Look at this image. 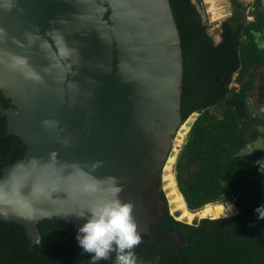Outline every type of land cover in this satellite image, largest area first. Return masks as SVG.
Instances as JSON below:
<instances>
[{"label": "water", "instance_id": "1", "mask_svg": "<svg viewBox=\"0 0 264 264\" xmlns=\"http://www.w3.org/2000/svg\"><path fill=\"white\" fill-rule=\"evenodd\" d=\"M182 86L169 0H0V115L26 146L0 170V219L39 244L40 220L80 228L119 187L139 234L183 247L158 233Z\"/></svg>", "mask_w": 264, "mask_h": 264}, {"label": "trees", "instance_id": "2", "mask_svg": "<svg viewBox=\"0 0 264 264\" xmlns=\"http://www.w3.org/2000/svg\"><path fill=\"white\" fill-rule=\"evenodd\" d=\"M169 1L181 38V118L201 111L177 158L176 186L190 208L234 195L238 211L201 217L197 224H190L173 218L166 210L158 233L175 230L185 245L179 247L165 237L153 240L142 233V242L134 249L137 260L157 259L158 264H264V151L238 154L243 138H232L233 126L228 118L220 119L208 110L221 103L230 107L229 118L235 122L251 116L246 99L251 81L243 82L238 89L228 84L240 65L243 37V50L249 51L254 63L264 61V48L253 36L262 26L255 21L246 23L244 17L233 23L223 21L221 42L212 44L206 24L192 10L190 0ZM218 74L222 75L221 86L214 80ZM25 149L20 138L6 132L5 118L0 117V170L22 157ZM159 195L166 199L162 191ZM252 199L257 201L247 205ZM37 226L41 241L32 245L23 225L0 219V264H92V254L84 252L76 239L78 227L57 218L40 220ZM115 258L113 252L109 259L96 264H115Z\"/></svg>", "mask_w": 264, "mask_h": 264}, {"label": "rangeland", "instance_id": "3", "mask_svg": "<svg viewBox=\"0 0 264 264\" xmlns=\"http://www.w3.org/2000/svg\"><path fill=\"white\" fill-rule=\"evenodd\" d=\"M191 1H193L194 6L200 13V17L202 21L207 26L208 32L213 37L216 36V38L217 37L220 38L219 36H221L220 35L221 24L223 21L227 20L230 23H233L234 19L244 17L246 23L248 21H255L257 24L262 26L261 30L258 31L257 33L259 34L258 42L260 43V45L264 44V0H191ZM211 1H212V6L215 8V11L217 12V15H219L217 19L214 17V14H212L209 10V5ZM241 44L242 46L240 52V65L238 69L231 75L228 86L229 88L238 89L243 82L251 81L252 84L251 86H249L247 90V98H246L247 109L250 111L251 116L243 122H235L231 120V118H229L232 115V110L230 109V107L225 106L221 103H216L208 107V110L220 119L228 118V122L233 126V132H231L230 134L232 138L233 137L243 138L244 144L238 149V154L252 155L256 151H264V61L262 63L255 64L252 59V56L249 54V51L243 50L245 49V45H246V41L244 40V37L242 39ZM200 113L201 111H193L188 115L186 119L182 120L181 124L179 125L173 137L171 151L175 150L176 152L175 161L173 163L174 177L176 175L177 158L188 140L192 123L199 116ZM182 124L188 125V129L185 132H183L184 126L182 127ZM175 181H176V177H175ZM160 191L163 192L169 203L164 182L162 180V174L160 179ZM234 199H235L234 195H230L220 200L206 202L203 205L195 208L188 207L186 201L185 200L184 201L187 208L189 210L194 211V210H199L207 203L228 201L234 204ZM256 201L257 199H252L250 200V202L247 203V205H250ZM168 207H169V213H171L170 204H168ZM235 209L236 211H238L236 206ZM197 218H201V217H197ZM137 264H158V261L157 259H150V260L140 259L137 260Z\"/></svg>", "mask_w": 264, "mask_h": 264}, {"label": "clouds", "instance_id": "4", "mask_svg": "<svg viewBox=\"0 0 264 264\" xmlns=\"http://www.w3.org/2000/svg\"><path fill=\"white\" fill-rule=\"evenodd\" d=\"M256 40L259 34L253 33ZM264 47V44L259 45ZM121 188L113 189L114 198L88 210L87 222L79 228L76 239L84 252L92 254V264L107 260L115 252V264H137L134 249L141 244L142 238L132 215L131 202L118 198ZM78 216L84 217L85 213Z\"/></svg>", "mask_w": 264, "mask_h": 264}, {"label": "bare ground", "instance_id": "5", "mask_svg": "<svg viewBox=\"0 0 264 264\" xmlns=\"http://www.w3.org/2000/svg\"><path fill=\"white\" fill-rule=\"evenodd\" d=\"M209 10L214 17L217 19L219 15L215 11V8L212 6V1L209 5ZM186 123V122H185ZM185 132L188 129V125H183ZM181 129V127H180ZM176 152L172 150L167 158V161L164 165L162 180L164 182L165 190L170 204V212L177 219L184 220L186 222H192L197 217H221L230 215L235 212V205L231 202H216V203H207L199 210H189L185 204L184 198L176 186L173 173V163L175 161Z\"/></svg>", "mask_w": 264, "mask_h": 264}, {"label": "flooded vegetation", "instance_id": "6", "mask_svg": "<svg viewBox=\"0 0 264 264\" xmlns=\"http://www.w3.org/2000/svg\"><path fill=\"white\" fill-rule=\"evenodd\" d=\"M190 2H191V4H192V10L193 11H196V12H198V10L196 9V7L194 6V3H193V1H191L190 0ZM199 13V12H198ZM200 14V13H199ZM206 32H207V34H208V36H209V41L212 43V44H218L219 42H221V36H219L220 38H216V36L215 37H213L209 32H208V29L206 28ZM201 47L202 48H204L203 47V45H201ZM192 56H193V54H192ZM192 58H190V62H192ZM214 80L221 86L222 84H223V80H222V75L221 74H218L217 76H215L214 77ZM10 100H9V98H6V97H0V106H2V107H9L10 106V102H9ZM1 103H3L4 105H2ZM0 117H4V116H2V115H0ZM5 118V117H4Z\"/></svg>", "mask_w": 264, "mask_h": 264}, {"label": "crops", "instance_id": "7", "mask_svg": "<svg viewBox=\"0 0 264 264\" xmlns=\"http://www.w3.org/2000/svg\"><path fill=\"white\" fill-rule=\"evenodd\" d=\"M235 212H237L236 209H235Z\"/></svg>", "mask_w": 264, "mask_h": 264}]
</instances>
